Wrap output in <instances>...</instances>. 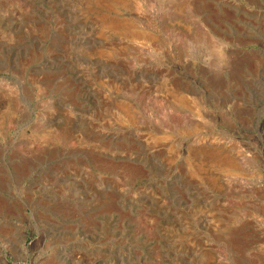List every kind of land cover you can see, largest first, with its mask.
<instances>
[{"label": "rangeland", "instance_id": "rangeland-1", "mask_svg": "<svg viewBox=\"0 0 264 264\" xmlns=\"http://www.w3.org/2000/svg\"><path fill=\"white\" fill-rule=\"evenodd\" d=\"M0 264H264V0H0Z\"/></svg>", "mask_w": 264, "mask_h": 264}]
</instances>
